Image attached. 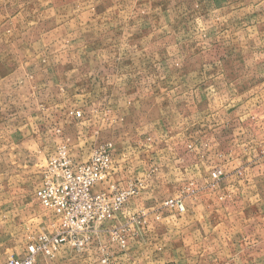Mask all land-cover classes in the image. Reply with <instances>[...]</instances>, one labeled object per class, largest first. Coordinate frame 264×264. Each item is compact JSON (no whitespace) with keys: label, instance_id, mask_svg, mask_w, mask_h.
<instances>
[{"label":"rangeland","instance_id":"obj_1","mask_svg":"<svg viewBox=\"0 0 264 264\" xmlns=\"http://www.w3.org/2000/svg\"><path fill=\"white\" fill-rule=\"evenodd\" d=\"M207 2L0 0V264L53 232V216L34 192L59 146L86 162L110 143L120 159L146 124H167L171 108L184 104L175 90L192 78L186 70L195 72L199 53L218 51L223 14L203 13ZM106 185L96 191H111ZM132 201L81 250L65 244L37 264H110L114 251L137 242L144 211L135 204L127 216Z\"/></svg>","mask_w":264,"mask_h":264},{"label":"crops","instance_id":"obj_2","mask_svg":"<svg viewBox=\"0 0 264 264\" xmlns=\"http://www.w3.org/2000/svg\"><path fill=\"white\" fill-rule=\"evenodd\" d=\"M208 1L203 13L223 14L218 51L186 70L167 124H146L113 155L123 186L138 183L127 216L144 212L136 244L110 264H264V0ZM170 198L184 210L165 208Z\"/></svg>","mask_w":264,"mask_h":264},{"label":"built area","instance_id":"obj_3","mask_svg":"<svg viewBox=\"0 0 264 264\" xmlns=\"http://www.w3.org/2000/svg\"><path fill=\"white\" fill-rule=\"evenodd\" d=\"M117 174L110 143L96 147L86 162L74 161L68 149L59 146L46 162L42 182L34 192L37 203L53 216V232L37 235L22 255L7 258L4 264H35L37 258H52L65 244L81 250L97 226L113 219L138 194L137 181L115 186ZM211 177L218 182L222 172L215 170ZM101 184H108L111 191H96ZM165 205L176 212L184 210L181 199H169ZM118 243L124 247L125 237L120 236Z\"/></svg>","mask_w":264,"mask_h":264}]
</instances>
